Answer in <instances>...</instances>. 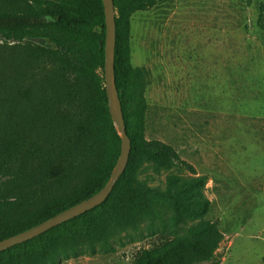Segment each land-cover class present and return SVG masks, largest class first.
<instances>
[{"label": "trees", "instance_id": "16d2710c", "mask_svg": "<svg viewBox=\"0 0 264 264\" xmlns=\"http://www.w3.org/2000/svg\"><path fill=\"white\" fill-rule=\"evenodd\" d=\"M113 4L115 81L131 141L126 170L102 205L0 252V264H54L80 246L108 250L144 221L184 234L137 251L131 264L207 263L223 239L217 223L204 220L210 202L202 177L170 176L165 189L137 180L145 164L196 173L171 147L144 138L148 72L130 64V21L156 0ZM263 21L261 16L262 28ZM104 37L101 0H0V42L6 45L0 48V241L79 204L107 183L120 140L104 89Z\"/></svg>", "mask_w": 264, "mask_h": 264}, {"label": "rangeland", "instance_id": "374dc122", "mask_svg": "<svg viewBox=\"0 0 264 264\" xmlns=\"http://www.w3.org/2000/svg\"><path fill=\"white\" fill-rule=\"evenodd\" d=\"M261 16L264 0H156L130 21V64L148 72L144 138L171 147L196 173L145 164L137 180L165 189L170 176L204 179L210 202L204 220L216 222L223 239L203 264H264ZM183 234L144 221L108 250L80 246L54 264H131L137 251Z\"/></svg>", "mask_w": 264, "mask_h": 264}, {"label": "water", "instance_id": "95a60500", "mask_svg": "<svg viewBox=\"0 0 264 264\" xmlns=\"http://www.w3.org/2000/svg\"><path fill=\"white\" fill-rule=\"evenodd\" d=\"M104 14V89L107 98L108 113L114 126L116 135L120 140V152L117 162L111 171L105 186L90 198L70 207L45 222L24 231L18 235L0 241V252L25 242L31 241L44 233L83 215L102 205L111 195L116 183L124 174L131 153V141L127 135L121 103L115 81L114 55L116 45V12L113 0H101Z\"/></svg>", "mask_w": 264, "mask_h": 264}]
</instances>
